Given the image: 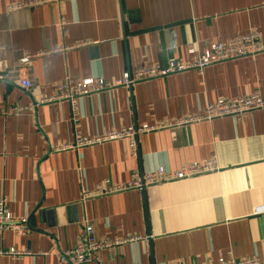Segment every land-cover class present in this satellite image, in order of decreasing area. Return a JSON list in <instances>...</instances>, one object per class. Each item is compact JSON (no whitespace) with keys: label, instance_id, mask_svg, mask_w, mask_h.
Listing matches in <instances>:
<instances>
[{"label":"crops","instance_id":"crops-1","mask_svg":"<svg viewBox=\"0 0 264 264\" xmlns=\"http://www.w3.org/2000/svg\"><path fill=\"white\" fill-rule=\"evenodd\" d=\"M25 1L0 0V200L13 215L29 217L30 231L0 232V250L32 254H0V264H67L63 252L78 242L85 219L99 237H143L90 264L264 261V215L253 214L264 203V109L142 134L137 156L127 139L51 148L76 130L94 137L179 119L222 97L264 96V52L86 96L77 126L68 101L35 106L67 77L115 82L143 64L187 60L190 47L204 51L252 31L264 40V0H62L10 8ZM59 46L67 50L37 55ZM15 69L29 75L31 89L19 84ZM208 160L216 161L214 171L82 201L85 189L107 179L125 183L159 166Z\"/></svg>","mask_w":264,"mask_h":264},{"label":"built area","instance_id":"built-area-1","mask_svg":"<svg viewBox=\"0 0 264 264\" xmlns=\"http://www.w3.org/2000/svg\"><path fill=\"white\" fill-rule=\"evenodd\" d=\"M62 0H30L11 5L10 8H27L44 3H59ZM67 47L59 46L48 51L37 53L38 56L62 52ZM264 52V40L260 33L252 31L243 35L231 37L226 41H215L209 43L204 51H198L194 47L189 48L190 58H170L166 64H143L137 67L132 73L126 71L123 77L115 82H110L100 77H67L65 80L50 85L51 92H44L36 101L35 106L68 101L73 112V122L78 125V104L84 97L99 94L106 89L115 86H132L137 81L144 79L168 76L174 73L196 70L203 73L204 69L212 64L228 61L235 58L247 57ZM31 55L23 57V62H28ZM18 77L19 84L26 90L33 87V81L29 75H23L20 70H13ZM4 80L5 75H0ZM11 109L15 112H21L23 107L14 106ZM264 109V96L260 93H253L241 97L225 98L222 97L215 102L208 103L198 111L189 113L179 119H164L156 123H143L141 125H130L121 129H111L102 134L90 137L82 134L80 131H74L71 139L61 146H52L54 151H63L70 149H79L95 144H103L117 139H127L133 156L138 155V138L142 134L150 133L156 130L165 129L174 126H184L202 121H212L215 118L234 117L240 119L245 113ZM216 161L208 160L203 162L194 161L186 163L177 170H168L163 166L156 167L145 174L136 173L133 179L125 183H115L107 179L99 183L94 189H85L82 194V201L122 191L133 189L143 190L149 185L158 183L173 182L191 178L203 173L214 171ZM254 215H264V203L255 206ZM12 231L19 235H27L30 231V219L27 215L15 216L11 213L6 198L0 200V232ZM143 237L138 234H129L125 237H99L96 234L93 222L90 219L83 221V230L78 242L65 250L62 259L67 264H90L95 257L102 251L112 247L121 246L126 243H137ZM0 254L8 255L12 258H22L31 255L28 250H18L15 248L0 250ZM46 254V253H45ZM207 264H264L258 256L254 255L243 259H228L219 257L215 263Z\"/></svg>","mask_w":264,"mask_h":264}]
</instances>
